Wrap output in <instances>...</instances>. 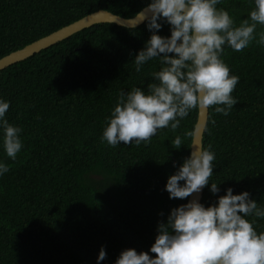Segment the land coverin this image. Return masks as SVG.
Instances as JSON below:
<instances>
[{"label":"trees","instance_id":"1","mask_svg":"<svg viewBox=\"0 0 264 264\" xmlns=\"http://www.w3.org/2000/svg\"><path fill=\"white\" fill-rule=\"evenodd\" d=\"M148 3L0 0V59L97 11L131 19ZM252 6L223 0L217 7L239 23ZM151 34L146 22L132 29L98 24L0 72L6 118L22 129L23 142L14 161L0 149L9 167L0 176V264H97L102 246L100 264H115L122 250L148 252L158 223L188 202L169 199L165 184L191 153L199 109L147 143L111 147L100 139L119 93L146 91L160 69L153 59L135 71L134 57ZM157 34L169 36V25ZM222 58L239 77L238 102L226 116L209 108L203 147L215 154L210 183L220 191L205 186L201 203L215 204L231 187L264 206V47L225 48ZM176 136L180 149L173 148ZM254 227L264 232V218Z\"/></svg>","mask_w":264,"mask_h":264},{"label":"clouds","instance_id":"2","mask_svg":"<svg viewBox=\"0 0 264 264\" xmlns=\"http://www.w3.org/2000/svg\"><path fill=\"white\" fill-rule=\"evenodd\" d=\"M222 3L149 0L148 14L142 19L152 34L135 55L134 65L139 73L146 62L158 59L160 69L150 74L153 82L146 91L133 87L119 93L106 117L101 142L111 147L121 142L147 143L158 130L175 131L193 109L215 106L216 113L229 114L238 102L232 93L239 77L230 74L222 57L225 48L241 52L253 42L264 47V30L257 31L258 26L264 29V0H250L253 6L239 23L229 10L217 7ZM162 23L169 25V36L157 34ZM9 107L10 102L0 99V149L14 161L23 148L22 129L7 120ZM185 135L190 138L193 133ZM172 144L180 149L181 137L176 136ZM192 148L167 178L169 199L185 200L205 186H210L213 194L220 191L218 184L210 183L215 167L211 146L193 144ZM8 171L9 167L0 161V176ZM256 218H264V206L251 199L248 191L233 194L229 187L207 207L194 198L172 208L166 221L158 223L148 252L122 250L115 264H264V232L254 227ZM105 258L102 246L97 264Z\"/></svg>","mask_w":264,"mask_h":264},{"label":"water","instance_id":"3","mask_svg":"<svg viewBox=\"0 0 264 264\" xmlns=\"http://www.w3.org/2000/svg\"><path fill=\"white\" fill-rule=\"evenodd\" d=\"M148 12L146 8H144L137 16L131 19L121 18L113 13L108 11L100 10L90 15L85 16L84 18L44 37L39 39L38 41L33 42L32 44L24 47L21 50L15 51L2 59H0V72L7 69L8 67L23 62L28 58L40 53L42 50H46L57 43H60L71 36L85 30L91 28L98 24H116L125 28H137L145 23L142 19L144 15H147ZM209 116V108L207 110H199L197 123L195 125L194 137L192 146L198 147L199 144L203 146V136L204 131L206 129L207 121ZM193 148H191V151ZM204 188L199 193H193L189 196V200L196 199L201 203L203 196Z\"/></svg>","mask_w":264,"mask_h":264}]
</instances>
